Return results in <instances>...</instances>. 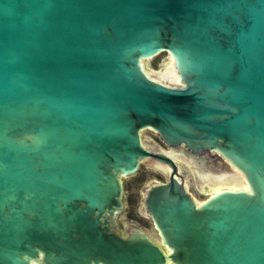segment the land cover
<instances>
[{"label": "water", "instance_id": "1", "mask_svg": "<svg viewBox=\"0 0 264 264\" xmlns=\"http://www.w3.org/2000/svg\"><path fill=\"white\" fill-rule=\"evenodd\" d=\"M146 161L158 243L117 230ZM177 164L246 190L198 202ZM31 263L264 264V0H0V264Z\"/></svg>", "mask_w": 264, "mask_h": 264}, {"label": "rangeland", "instance_id": "2", "mask_svg": "<svg viewBox=\"0 0 264 264\" xmlns=\"http://www.w3.org/2000/svg\"><path fill=\"white\" fill-rule=\"evenodd\" d=\"M167 58L168 57L165 53L156 55L144 63V70L148 74L156 75L163 81L173 84L178 83V81L167 79L168 76H171V73L167 71L166 68ZM140 135L144 145H148L164 153L169 151V148L163 145L154 133L145 130L142 131ZM205 160L207 162L209 159ZM176 166L179 177L183 181L187 191L198 202L202 201L209 192L212 193V191L226 188V186H228V188H233L234 185L241 187V184L235 179V177L229 176L225 180L212 182L208 179L204 182L199 181L201 182L199 183L195 181L192 172L187 165L177 164ZM211 177H215V175H211ZM166 178V172H163L160 168L154 167V164L151 162L146 161L139 164L138 170L135 174L121 179L123 186V208L116 218L117 230L121 234L125 233V228H133L146 233L154 242L158 243L156 233L154 232L149 219L142 214L141 198L143 190L148 185L152 183H160ZM208 184H212L211 188L207 186Z\"/></svg>", "mask_w": 264, "mask_h": 264}, {"label": "bare ground", "instance_id": "3", "mask_svg": "<svg viewBox=\"0 0 264 264\" xmlns=\"http://www.w3.org/2000/svg\"><path fill=\"white\" fill-rule=\"evenodd\" d=\"M167 68V71H169L170 73H171V76H168L167 77V79L168 80H171V81H178V79H177V77H176V75H175V73H174V71H173V69L170 67V65L168 66V67H166ZM152 76H155V77H157L156 75H152ZM158 79H160V80H162L161 78H159V77H157ZM217 174H219V177H203L202 178V181L204 182V181H206V180H210V181H212V182H216V181H218V180H225L228 176H225V175H223V174H221V173H217ZM236 178V177H235ZM236 180H238V182L240 183V179L238 178H236ZM241 187H237V186H235L234 185V187L233 188H228V186H226V189H236V188H240V189H243V190H246V186H245V184L241 181ZM209 188H211V186H212V184H208L207 185ZM218 190H220V189H218ZM218 190H216V191H218ZM216 191H212V192H216ZM32 264V263H31ZM34 264V263H33Z\"/></svg>", "mask_w": 264, "mask_h": 264}, {"label": "flooded vegetation", "instance_id": "4", "mask_svg": "<svg viewBox=\"0 0 264 264\" xmlns=\"http://www.w3.org/2000/svg\"><path fill=\"white\" fill-rule=\"evenodd\" d=\"M205 157H207L208 158V156H205ZM209 159V158H208ZM33 264V263H32Z\"/></svg>", "mask_w": 264, "mask_h": 264}]
</instances>
